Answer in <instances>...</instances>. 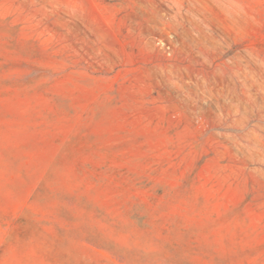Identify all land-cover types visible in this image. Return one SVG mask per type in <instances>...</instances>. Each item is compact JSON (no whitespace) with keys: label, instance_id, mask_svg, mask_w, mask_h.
<instances>
[{"label":"rangeland","instance_id":"1","mask_svg":"<svg viewBox=\"0 0 264 264\" xmlns=\"http://www.w3.org/2000/svg\"><path fill=\"white\" fill-rule=\"evenodd\" d=\"M0 264H264V0H0Z\"/></svg>","mask_w":264,"mask_h":264}]
</instances>
